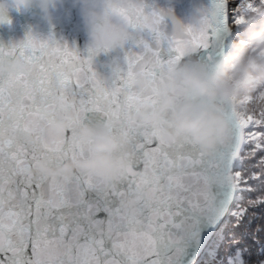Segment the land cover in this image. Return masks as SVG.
<instances>
[{
	"label": "snow or ice",
	"instance_id": "obj_1",
	"mask_svg": "<svg viewBox=\"0 0 264 264\" xmlns=\"http://www.w3.org/2000/svg\"><path fill=\"white\" fill-rule=\"evenodd\" d=\"M109 7L133 33L117 48L82 53L31 31L0 43V63L26 64L0 71V264H264V108L255 106L264 90L245 101L251 110L227 103L231 135L212 154L166 139L167 116L133 118L155 112L176 65L195 57L212 68L246 42V30L264 21V0H206L195 24L146 0ZM114 49L121 65L104 79L97 61ZM65 107L69 125L55 131L50 121ZM85 124L126 140V167L109 180L79 169L67 178L29 173L39 161L88 159L95 140L76 135ZM130 196L131 210L122 204Z\"/></svg>",
	"mask_w": 264,
	"mask_h": 264
},
{
	"label": "clouds",
	"instance_id": "obj_2",
	"mask_svg": "<svg viewBox=\"0 0 264 264\" xmlns=\"http://www.w3.org/2000/svg\"><path fill=\"white\" fill-rule=\"evenodd\" d=\"M12 2V0H11ZM21 7L35 9L46 17L53 15L56 0H15ZM78 6L83 28L91 45L112 48L122 46L133 34L123 17L112 19L110 5H128L130 0H73ZM10 0H0V24L9 17ZM254 18L250 17L249 22ZM190 23H197L198 16L188 17ZM237 41L231 52L215 61V67H208L197 60H189L172 69L173 79L163 86L162 102L154 113L140 111L133 114L136 120L156 124L168 117V127L162 132L166 139L183 138L197 143L206 154L231 135V123L227 117V103L235 101L244 110L252 106L245 103L254 100L258 90H264V21L259 27L249 28ZM97 65L104 79H111L121 60L112 57L109 60H98ZM26 68L20 58L8 59L0 63V71L12 72ZM139 85H146L144 76L137 79ZM187 97L185 98V93ZM184 98L176 109L168 113L171 105ZM264 108V103L255 105ZM72 116L71 108L65 107L59 119L50 121L52 129L62 132L69 125ZM76 135L81 139H94L92 154L85 160H68L58 167H49L45 161L30 168V174L60 175L67 178L79 169L103 175L106 180L112 179L128 160L124 153L129 147L123 137L113 135L108 128L85 124L79 127ZM138 200L134 196L126 198L122 204L131 210Z\"/></svg>",
	"mask_w": 264,
	"mask_h": 264
},
{
	"label": "water",
	"instance_id": "obj_3",
	"mask_svg": "<svg viewBox=\"0 0 264 264\" xmlns=\"http://www.w3.org/2000/svg\"><path fill=\"white\" fill-rule=\"evenodd\" d=\"M156 7L171 8L175 17L188 23V17L198 15L206 0H146ZM9 18L11 23L0 24V43L7 45L12 41L22 40L31 31L41 37L54 34L58 40L66 41L70 46L75 45L82 53L90 45L88 36L83 28L79 8L73 0H56L53 15L49 18L35 9L20 7L17 9L10 0ZM114 49L108 56H101L100 60H109L118 55ZM195 60L196 58L193 57Z\"/></svg>",
	"mask_w": 264,
	"mask_h": 264
}]
</instances>
